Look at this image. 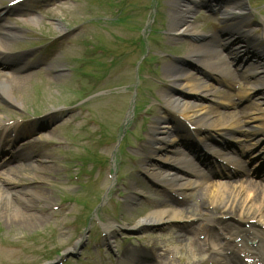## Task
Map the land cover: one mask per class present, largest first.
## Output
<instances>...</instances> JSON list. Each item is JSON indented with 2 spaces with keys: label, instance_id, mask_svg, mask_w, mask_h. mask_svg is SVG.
<instances>
[{
  "label": "rangeland",
  "instance_id": "1",
  "mask_svg": "<svg viewBox=\"0 0 264 264\" xmlns=\"http://www.w3.org/2000/svg\"><path fill=\"white\" fill-rule=\"evenodd\" d=\"M13 1L0 0V8L7 13L6 23L22 33L10 41L9 48L23 54L26 68L19 75L29 73L30 77L16 81L20 89L15 99L20 106L0 99V126L9 127L4 133L19 136L12 151H21L27 160L15 170L19 172L13 181L20 185L9 189L26 186L25 190L36 192L26 195L33 203L22 205L29 217L15 216L0 198V264H120L128 249L147 246L153 253L166 250L160 259L148 263L185 264L190 258H199L197 248L208 245L216 232H210V219H219L220 214L193 215L204 212L199 208L194 211L200 188L176 192L175 184L166 180L164 184L153 183L144 173L152 159L153 164L160 161L155 157L145 161L143 149L157 119L166 118L179 129L181 132L174 134L180 142L195 140L190 134L193 126L177 118L163 98L171 85L165 65L183 61L190 73L199 76L195 65L185 57L187 46L194 41L174 38L169 30L171 0H16L19 3L11 5ZM247 3L249 21H253L249 31L263 36L249 40L250 47L259 49L264 47V0ZM9 6H14L10 13ZM216 14L195 9L192 21L197 32L219 33L223 25L212 22ZM32 17L39 20L34 22ZM59 23L62 31L57 28ZM255 27L261 30L255 33ZM134 40L143 46L136 47ZM234 64L227 75L232 80L214 75L210 79L217 89L214 95L196 100L213 113L212 120L229 118L225 112L236 113L231 119L236 118V123L228 129L237 137L236 129L248 121V111L263 106L264 96L239 101L249 74L242 65ZM207 132H199L200 137ZM218 134L212 129V137ZM176 148L183 152L180 144ZM169 160L163 162L164 168L170 165ZM27 162L34 165L30 167ZM83 163L89 172L80 175ZM39 164L44 170L35 169ZM204 171L211 180H222L217 173ZM12 173L0 170V177L11 179ZM197 180L201 182L203 177ZM136 190L144 196H135L137 201L132 202L130 195H136ZM169 191L180 193V200L186 197L182 206L189 213L183 219L194 220L186 224L187 228L201 226L198 223L205 226L195 241L187 233L181 237L174 234L177 230L185 234L184 221L182 226L171 221L160 230L135 226L155 210L149 198L168 197L163 194ZM32 205L34 211L30 213ZM100 225L116 242L117 255L107 250L109 239L95 229ZM63 253L70 257L64 255L60 262L57 259Z\"/></svg>",
  "mask_w": 264,
  "mask_h": 264
},
{
  "label": "bare ground",
  "instance_id": "2",
  "mask_svg": "<svg viewBox=\"0 0 264 264\" xmlns=\"http://www.w3.org/2000/svg\"><path fill=\"white\" fill-rule=\"evenodd\" d=\"M214 1L218 2V11L223 14L225 21L228 24L224 28V31H226L225 35L223 34V31L220 32L224 36L218 33V36L215 34L216 37H208L197 32L195 24L192 21V15L195 8L206 7L210 9L209 4H212ZM245 1L246 0H235L233 4L228 5V3L220 0H202L200 3L196 0H171L172 8L169 30L174 38L178 39L181 37H188L194 41L187 46V53L185 57L187 61L195 64V70H198L201 75L197 77L190 73L186 66L183 65V61H181L182 64L176 63L165 65L164 72L169 78L171 85L168 90L163 92V98L167 107L174 110L178 117L184 119L192 126H206L209 129L213 126L217 128V130H224L228 132V130H230L228 129L229 126L236 123L233 122L236 121V118L231 121L236 113L233 114L225 112L229 118L224 117L212 120L214 116L213 113L205 111L204 106L200 102H197L196 98L214 95L216 87L214 84L209 82V79H211V77L215 74L222 76L224 72L229 73L231 71L230 66L224 65L223 62H227L229 64L228 57L232 54V52L229 51L228 54L222 55L218 46H215L217 42H221V45L225 47L226 50L227 47L230 48V45L240 46V48L246 47L248 49V45L244 44L246 42L249 43V40L253 39V35H251L250 32L247 33L248 27L251 26V23L249 24L247 21L249 11L247 10ZM236 13L239 15H236ZM240 18H242L240 21L243 22L241 25L238 22V19ZM32 19L34 22L39 20L37 17H32ZM213 20L217 21L218 17L215 15ZM229 26L232 27L228 28ZM57 28L62 31V24L59 23ZM21 36L22 33L17 30V28H13L6 23H3L0 26V99L7 103L19 106L21 103L15 99V93L18 92L20 87L16 85V81L22 78L27 79L30 77V74H25L23 76L18 74L24 69V67H26V64H23V61L11 54L12 52L9 45L10 41ZM238 56L240 55L237 54V57ZM258 61L261 63L258 62L256 65L253 64V66L248 69L250 77L257 75L256 77H258V80L252 82L250 88H248L246 92L240 94L241 99L248 95L249 90L257 89L261 84L264 86V82H261V78L259 76L261 75V72H264V60ZM11 62L15 64H12ZM219 64L221 65L217 66ZM261 64L263 66H260ZM223 66H225L224 69ZM223 78L228 79L226 77ZM263 109L257 108L256 106L252 109V111H248V122L245 126H241L236 129L239 133H242L244 139L252 141V144L250 143L251 146H258V144H260L261 138L259 135L264 137V113L261 111ZM243 112H247V110ZM251 122H255V124H252ZM179 131V129L171 125L169 120L163 117L157 119V122L151 126L148 132V145L146 147L147 158L145 161H149L153 157L157 159L159 158L160 161L159 163L158 161H154L155 164H153L152 159L150 165L147 163L145 168L146 174L151 176L156 182L163 179L168 182L171 181L173 184H176L178 190L200 188L201 193L199 197H196L198 203L195 205L194 211L199 208L205 210V212L201 214L193 212V215L202 216L204 213H210L211 215V211L217 212L221 210L234 214L237 211H240L244 214L243 217H246L248 220L247 223H251L253 221L250 228L247 229L235 226L234 229H232V235L229 232L230 230L226 232V230L222 228L220 231V239L212 240L210 249L215 251L216 255L221 256H227L229 253L232 254L236 251L238 257L243 258L247 264H257V262L264 264V232H262L260 227H258L264 224V187H260L255 182L248 179L240 180L234 178L231 182L213 181L210 178L209 180L207 174L203 170H200L198 162L195 161L197 159L194 157L195 155L192 156L191 153L185 154L186 152H180L177 148L175 149L178 145L175 144V142L180 143V140H177L174 132L178 133ZM192 134L196 136V140L207 150L204 154H202L205 161H203L202 158L200 161L209 165L213 164L212 160L209 161L211 157L209 153H215L212 144L203 140L198 134V131L195 130ZM4 141L6 143L4 147L10 151V158L7 161L8 165H6L8 166L7 171L13 172V178L5 179L4 177H0V180H2V184L0 183V198H4L6 206L13 209L15 216L19 215V217H21V215L25 214L22 210L23 203L31 204L34 201L32 197L29 198L26 197V195L31 192L34 194L36 191H27L25 190L27 187H21L19 190L12 189L10 191L8 190L9 188H5L6 186L11 187L17 184L13 180L15 179L14 175H16L19 171L15 172V170L18 167L23 166V161L27 160H24L25 157H23V154L13 152L11 150L13 148V140H10L9 136H7ZM20 145H22V143H20ZM188 145L194 146V151H198L200 153L205 151L197 145H193V143H188ZM231 145H229L225 140L222 141L218 153L220 152L225 155V153H223L225 152L224 150L233 148ZM261 150L264 151V147H262L260 151ZM179 152V158H176V154ZM26 158H29V156H26ZM169 158L172 159L170 165L164 168L163 162L168 163L170 161ZM43 162L46 164L47 160H43ZM27 163L28 165H31L30 167L34 165L29 162ZM233 163L235 164V168H239L238 173L240 174L238 175H241L243 170L246 168L245 161L242 159H235L233 160ZM230 165V161H228L227 167ZM43 166L39 164L34 167L37 171H42L44 170ZM233 170V168H229V172H232ZM198 177H203V180L199 182L197 180ZM18 180L21 181L20 178H18ZM12 182L13 184L11 186L7 185V183ZM38 194L39 192L36 195ZM138 194L139 192H137L136 195L138 196ZM169 196L172 198L171 204L168 205L167 200H157L156 203L160 210L157 209L149 212L144 218L138 221L136 226L147 225L146 227H149L151 224L158 225L161 223L166 224L169 221L183 220V215H188L189 213L188 209L182 206L186 197H184L183 200H180L173 195ZM190 197L195 198L192 194ZM131 198L133 199L134 197L132 196ZM33 206L34 205L31 207L29 206V208L26 206L29 209L28 212L31 211L30 213H32V211H34V209H32ZM25 215L27 217L30 216L28 214ZM32 218L34 217L32 216ZM228 225H230V223H228ZM263 226L261 227L263 228ZM202 229L203 227L201 226H191L188 227L185 234H182L181 232H175L174 234L180 237L188 234L190 235V238L195 241L196 235L200 231H204ZM239 237H242L241 242L237 241ZM127 259L128 258H125L123 261L129 264L130 261ZM227 259L228 258H226V262H228ZM233 260L229 264H231ZM191 264L196 263L192 262ZM200 264H206V259H202Z\"/></svg>",
  "mask_w": 264,
  "mask_h": 264
}]
</instances>
